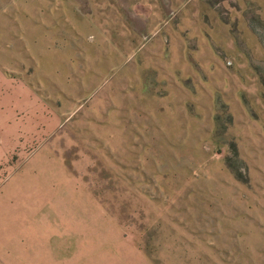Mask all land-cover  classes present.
I'll return each instance as SVG.
<instances>
[{
    "label": "rangeland",
    "instance_id": "rangeland-1",
    "mask_svg": "<svg viewBox=\"0 0 264 264\" xmlns=\"http://www.w3.org/2000/svg\"><path fill=\"white\" fill-rule=\"evenodd\" d=\"M0 264H264V0H0Z\"/></svg>",
    "mask_w": 264,
    "mask_h": 264
}]
</instances>
